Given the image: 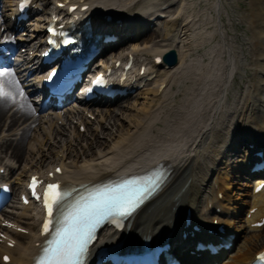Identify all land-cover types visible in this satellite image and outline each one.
Instances as JSON below:
<instances>
[{
  "label": "bare ground",
  "instance_id": "6f19581e",
  "mask_svg": "<svg viewBox=\"0 0 264 264\" xmlns=\"http://www.w3.org/2000/svg\"><path fill=\"white\" fill-rule=\"evenodd\" d=\"M67 1L40 0L43 12L48 10L47 6ZM85 1L91 7L87 13L99 26L103 21L102 8L114 15L111 26L103 21L118 36L110 49L124 45L145 30L152 31L149 39L159 38L146 45L133 42L132 49L112 54L114 60L124 59L128 52L136 62L142 61L151 69L152 60L173 50L179 62L174 68H161L163 76L146 86L149 99L140 106L135 102L128 109L117 100L95 106L88 103L91 116L96 117L94 123L73 107L54 115L41 113L38 104L31 101L37 90L33 76L26 78L30 69L21 71L22 65L6 73L0 67V89L16 93L15 98L0 96V167L6 169L0 178L12 181L19 189L30 174L61 167L63 175L59 178L79 185L93 184L163 165L170 172L169 181L135 215L124 242L132 246L144 238L154 241L169 237L175 244L174 253H179L185 264H210V260L203 263L191 257L187 250L179 252L183 217L190 207L194 222L203 227L211 228L215 220L228 227L236 224L233 213L225 210L217 214L216 208H229L228 192H232L237 179L247 178L243 172L237 176L230 169L233 155L237 153L236 157L241 158V150L249 148L244 136L248 135L257 145V141L264 142V0ZM13 2L0 1V53L6 49L13 52L9 47H17L16 41L22 40L14 39L15 24L2 11L6 4L9 12ZM242 3L249 7L246 14L238 10ZM162 15L164 22L159 21ZM224 16L228 18L227 24ZM236 24H246L250 37L234 35ZM161 25L178 29V36L173 37L168 28L164 33L153 30ZM40 37L39 25L25 41L35 44ZM237 78L243 87H236ZM29 79L31 87L25 91L23 86ZM76 121L86 127V133L81 134ZM260 181L264 182V177ZM219 195L227 199V205ZM251 197V207L257 212L244 227V245L223 264L249 263L264 249V229L252 228L264 216V190L259 195L251 193ZM19 211L11 219L29 236L15 230L17 245L8 252L0 246V264L5 253H10L12 264H31L38 254L35 210ZM252 233L255 234L250 236ZM102 237L111 238L108 234ZM196 237H189L184 245L189 247Z\"/></svg>",
  "mask_w": 264,
  "mask_h": 264
},
{
  "label": "rangeland",
  "instance_id": "374dc122",
  "mask_svg": "<svg viewBox=\"0 0 264 264\" xmlns=\"http://www.w3.org/2000/svg\"><path fill=\"white\" fill-rule=\"evenodd\" d=\"M197 2H199L200 0H196ZM246 3H248V0H245ZM165 2V0L162 1V3ZM205 4V3H204ZM201 6L203 5V2H201ZM239 12L241 13H245L249 11V7L246 6V4L242 3L240 8L238 9ZM43 16H45V13L43 14ZM227 17L224 16V22L227 24ZM164 22V21H163ZM168 28V30L171 32V35L173 37L178 36V29L176 31H174L171 28V25H165V27H163V25L158 26V28H154L156 31H158L159 33H164L165 29ZM234 35H238L239 37H246V34L250 37V32L248 30V27L246 24H239V25H235L234 27ZM152 33L151 30L147 31L145 30V32H142L138 37L134 36L132 39H130V41H128L127 43H125L124 45L122 44L118 49H125V48H132L133 45H131L133 42H137L138 44L141 45H146V44H152L154 41H158V39H149L150 34ZM151 38V37H150ZM208 48H206L207 50ZM115 50V51H116ZM248 75L251 77L250 72L248 73ZM243 87V83L241 82V80L239 78H237V84L236 87ZM148 93V91L146 90H142V91H138L136 92L131 98L129 99H125L122 101H119L118 104H123L126 108L129 109V107H133L134 103L137 102L139 104V106L145 102L146 99H149L145 94ZM118 104H115L114 107L116 108ZM134 113V112H132ZM245 140H249V137L245 136L244 137ZM241 148V146L239 147ZM235 153L233 155L234 160L231 162L230 164V169L232 170V172L237 176L239 173H241L244 168H245V163L243 162V158L241 159L239 156L236 157ZM2 156V154H1ZM3 157H5V155L3 154ZM236 176V177H237ZM235 184V187L233 188L232 192H230V196H231V206L229 207V209L231 210V212L233 214L236 213L235 219L237 220V223L233 226V228L235 227V231L236 234L239 235L242 233V231L244 230V226L248 227V224L246 223V219H247V211L250 210L251 208V204H252V197H251V193L253 191L252 188L247 187V184H251V182H249V180H244V179H237ZM226 203V202H225ZM248 204V205H246ZM226 210V208H224ZM227 209V210H229ZM242 226V228H241ZM255 233H252L253 236ZM243 238L238 239L234 245V247L232 248V250L228 253L225 254V259L226 261L230 260L235 254L238 253V251L240 250V248L244 245V235H242ZM249 236V237H250ZM264 236V233L263 235Z\"/></svg>",
  "mask_w": 264,
  "mask_h": 264
},
{
  "label": "snow or ice",
  "instance_id": "6c2138e0",
  "mask_svg": "<svg viewBox=\"0 0 264 264\" xmlns=\"http://www.w3.org/2000/svg\"><path fill=\"white\" fill-rule=\"evenodd\" d=\"M99 83V81H97ZM9 93L0 89V96H8ZM35 178L33 181V189H35ZM59 185L49 184L45 192V204L48 210L49 216L52 214L53 205L59 204L63 198L64 193L60 192ZM119 192V189L116 190ZM132 206L131 197L125 195H107L102 194L96 198L93 204L80 208L76 219L79 221H90L95 217H102L107 214H118L121 216L127 215ZM45 231L48 230V225L44 226ZM83 251V245H78L72 248H65L57 250V254L52 258L51 264H66L67 261L76 260L79 258V254ZM264 259V254H262ZM8 257H5L7 260ZM41 264H44L42 261Z\"/></svg>",
  "mask_w": 264,
  "mask_h": 264
},
{
  "label": "water",
  "instance_id": "95a60500",
  "mask_svg": "<svg viewBox=\"0 0 264 264\" xmlns=\"http://www.w3.org/2000/svg\"><path fill=\"white\" fill-rule=\"evenodd\" d=\"M164 60L170 66L176 65L177 64V54H176V52L175 51H171L170 53L166 54Z\"/></svg>",
  "mask_w": 264,
  "mask_h": 264
}]
</instances>
